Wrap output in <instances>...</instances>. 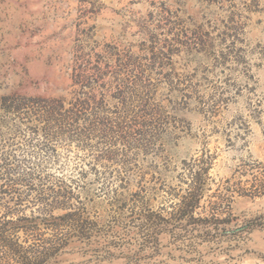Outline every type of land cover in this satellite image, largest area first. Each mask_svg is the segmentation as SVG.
<instances>
[{"label": "rangeland", "instance_id": "rangeland-1", "mask_svg": "<svg viewBox=\"0 0 264 264\" xmlns=\"http://www.w3.org/2000/svg\"><path fill=\"white\" fill-rule=\"evenodd\" d=\"M0 264H264V0H0Z\"/></svg>", "mask_w": 264, "mask_h": 264}, {"label": "trees", "instance_id": "trees-1", "mask_svg": "<svg viewBox=\"0 0 264 264\" xmlns=\"http://www.w3.org/2000/svg\"><path fill=\"white\" fill-rule=\"evenodd\" d=\"M50 108H57V107H54V106H50ZM165 224H162V223H156V224H154V226H153V228H152V232H153V234H152V239H153V241H155L156 242V239H157V233L159 232V231H162V229H165Z\"/></svg>", "mask_w": 264, "mask_h": 264}]
</instances>
